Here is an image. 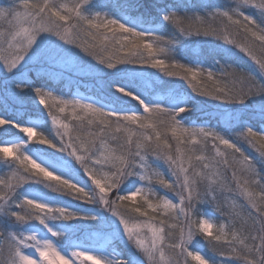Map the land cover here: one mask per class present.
Here are the masks:
<instances>
[{
	"label": "snow or ice",
	"instance_id": "obj_1",
	"mask_svg": "<svg viewBox=\"0 0 264 264\" xmlns=\"http://www.w3.org/2000/svg\"><path fill=\"white\" fill-rule=\"evenodd\" d=\"M0 20V264H264V0ZM73 77L89 95L47 86Z\"/></svg>",
	"mask_w": 264,
	"mask_h": 264
},
{
	"label": "trees",
	"instance_id": "obj_2",
	"mask_svg": "<svg viewBox=\"0 0 264 264\" xmlns=\"http://www.w3.org/2000/svg\"><path fill=\"white\" fill-rule=\"evenodd\" d=\"M11 2H12V0H0V6H7ZM181 2L194 3V2H199V0H181ZM213 2H219V3L227 2V3L233 4V5L235 4V0H213ZM248 11L250 14L255 13V10H252V9H249ZM6 28H7V21L0 20V30H4ZM171 31H172L171 27L166 28L165 29V35L169 34ZM195 48H196V45H195V43H193L187 50H185V52L179 54L177 56V59H180L183 61L186 56L188 58H193L194 57L193 49H195ZM85 59H90V58L85 57ZM93 63H94V61H93ZM149 71H154V70L149 69ZM31 76L34 79L36 78L35 71H33L31 73ZM165 79H168V78L165 77ZM40 82L41 81L37 79V83L39 84ZM177 83L182 84L183 82L177 81ZM47 86L52 88L56 92V94L63 95L66 98H73L77 94V91L81 92V94L83 96L89 95V90L87 88L77 86L75 77H73L71 79L63 78V79H57L54 81H50L47 83ZM184 88L186 90L190 91V89H187L186 85H184ZM132 103L135 104V102H132ZM199 115H200L199 113L194 114L192 119H196ZM47 127H48V129L51 128L50 122L47 125ZM4 139H11V137H0V142H2ZM29 147L35 148V147H39V146L29 145ZM253 155H255V154L253 153ZM66 158H67V156H66ZM256 163L259 166V168L262 171H264V163H261V161L258 157H257ZM3 177H4V171L0 170V178H3ZM45 191H47V190H45ZM235 198L239 201L238 196ZM239 202H242V201H239ZM61 243H63V241H61ZM201 243H203V241Z\"/></svg>",
	"mask_w": 264,
	"mask_h": 264
},
{
	"label": "rangeland",
	"instance_id": "obj_3",
	"mask_svg": "<svg viewBox=\"0 0 264 264\" xmlns=\"http://www.w3.org/2000/svg\"><path fill=\"white\" fill-rule=\"evenodd\" d=\"M78 95H79V96H83V95L81 94V92L77 91V94H76L75 96H78ZM242 202H243V201H242ZM242 202H241V203H242Z\"/></svg>",
	"mask_w": 264,
	"mask_h": 264
}]
</instances>
